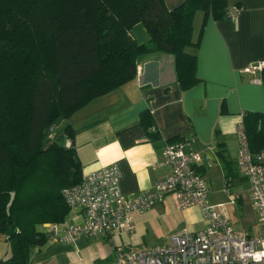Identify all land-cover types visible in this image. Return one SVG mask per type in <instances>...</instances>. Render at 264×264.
I'll return each instance as SVG.
<instances>
[{
    "label": "trees",
    "instance_id": "trees-1",
    "mask_svg": "<svg viewBox=\"0 0 264 264\" xmlns=\"http://www.w3.org/2000/svg\"><path fill=\"white\" fill-rule=\"evenodd\" d=\"M198 12L227 19L226 0H184L172 11L164 0H0V234L10 254L0 264H31L51 238L37 226L64 222L71 209L63 191L83 180L74 146L52 142L48 129L134 80L142 56L169 55L182 89L198 84L188 52L199 46ZM138 24L147 44L131 34ZM140 123L158 139L150 112ZM244 124L252 152H264V114L248 113ZM64 134L73 139L71 125Z\"/></svg>",
    "mask_w": 264,
    "mask_h": 264
},
{
    "label": "crops",
    "instance_id": "crops-1",
    "mask_svg": "<svg viewBox=\"0 0 264 264\" xmlns=\"http://www.w3.org/2000/svg\"><path fill=\"white\" fill-rule=\"evenodd\" d=\"M183 2L164 0L169 11ZM226 3L228 10L235 6L242 8L235 20L217 21L212 16L204 20L202 12L196 14L193 38L199 41V46L188 49L197 57L200 81L194 87L182 89L173 57L162 53L142 56L134 80L95 99L69 122L63 118L55 122V129H51L56 135L51 137L57 140L63 137L64 144L70 142L74 146L82 162L83 177L116 164L121 172L123 194L129 198L140 196L153 190L169 174L170 168L161 164L164 148L171 140H186L188 152L206 158L198 167L206 182L215 167L223 170L224 181L230 168L232 172L237 168V127L244 123L248 113L264 114L263 74L253 76L244 72L264 61V0H226ZM131 34L140 45L150 41L143 24L136 25ZM145 111L152 115L159 135L156 140L148 136L140 123V115ZM69 125L74 130L73 139L64 134ZM208 200L213 206L217 204L210 200L209 194ZM252 209L257 218L253 205ZM179 210L175 197L168 195L152 208L135 212L132 233L97 237L111 247L110 252H101L100 260L113 264L117 245L134 250L153 248L150 246L154 239L160 241L183 230L194 232L176 220ZM190 210L202 213L198 207L182 211ZM84 219L81 211L70 210L64 222L46 223L44 227L58 225L62 231L69 224L83 223ZM201 223L195 232L207 227L204 215ZM49 242L68 244L51 238ZM9 256L6 239L0 234V261Z\"/></svg>",
    "mask_w": 264,
    "mask_h": 264
},
{
    "label": "built area",
    "instance_id": "built-area-1",
    "mask_svg": "<svg viewBox=\"0 0 264 264\" xmlns=\"http://www.w3.org/2000/svg\"><path fill=\"white\" fill-rule=\"evenodd\" d=\"M241 11L239 6L229 9L227 19L235 20ZM263 71L264 61H260L244 72L257 76ZM236 135L237 168L250 184L259 225L257 235L237 230L226 204H210L207 182L198 170L206 158L188 152L187 141L166 144L161 166L169 167L170 172L153 190L140 196L129 198L123 194L121 172L116 164L84 176L80 184L63 191L69 208L83 213V223L69 224L62 231L58 225H48L44 227L47 234L52 240L69 243L80 237L113 238L132 233L135 212L148 210L157 201L173 195L180 210L200 208L207 227L197 232H177L165 246L134 250L117 245L113 264H264V152H252L244 123L238 125ZM67 147H71L70 142ZM232 199L235 203L237 197Z\"/></svg>",
    "mask_w": 264,
    "mask_h": 264
},
{
    "label": "rangeland",
    "instance_id": "rangeland-1",
    "mask_svg": "<svg viewBox=\"0 0 264 264\" xmlns=\"http://www.w3.org/2000/svg\"><path fill=\"white\" fill-rule=\"evenodd\" d=\"M51 128L55 129V126L53 125L48 129V133L50 132L49 139L54 142L57 141V139H53V137L55 138L56 131L53 132ZM52 135L53 137H51ZM59 139H61V143H65L63 137ZM232 173H234V179L230 182V185H227L226 180L224 181L223 170L216 167L213 169V175L208 179L209 182L207 181L209 198L217 202L215 206L220 203L228 206L237 230L247 235L255 236L259 232V225L252 209L249 181L238 172L236 167ZM233 196L237 197L235 203H233ZM202 213L197 210H190L189 212L179 210L176 220H179V223L182 222L183 227L195 232L202 224L201 220L204 215V213ZM37 229L47 234L43 224L38 225ZM170 238L171 237L164 236V239L160 241L154 239V241H152L154 244L150 247L168 245L170 243ZM110 249V245L102 238L80 237L65 245L52 244L49 242L42 248L34 249L30 261L31 264H108V260H100L99 256L101 252H110Z\"/></svg>",
    "mask_w": 264,
    "mask_h": 264
}]
</instances>
